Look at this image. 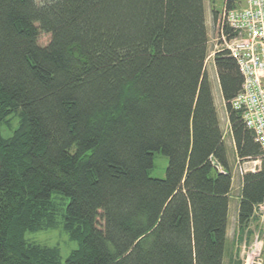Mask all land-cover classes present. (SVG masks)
<instances>
[{"label":"trees","instance_id":"obj_1","mask_svg":"<svg viewBox=\"0 0 264 264\" xmlns=\"http://www.w3.org/2000/svg\"><path fill=\"white\" fill-rule=\"evenodd\" d=\"M42 1L0 0V264H223L232 175L204 1ZM213 66L236 159L261 163L237 204L235 241L250 244L264 158L230 107L236 62L219 50ZM156 152L163 180L147 176ZM55 228L77 244L64 262L25 240Z\"/></svg>","mask_w":264,"mask_h":264},{"label":"rangeland","instance_id":"obj_2","mask_svg":"<svg viewBox=\"0 0 264 264\" xmlns=\"http://www.w3.org/2000/svg\"><path fill=\"white\" fill-rule=\"evenodd\" d=\"M43 2L42 0H38ZM204 1V20L207 34V59L205 62V73L211 85L212 96L216 112L219 118L220 128L223 136V142L226 148L227 163L232 175V188L229 199V210L227 220V244L226 255L223 264H228L231 257L240 261L242 264H262L264 250V230L262 227V220L253 222L250 225V230L254 232L250 244L242 242L241 244L235 241L238 232L237 224V204L241 188L242 176L245 173L253 172L260 167L261 163L258 161L255 168H252V162H241L236 159L233 141L230 135V129L227 122V114L221 96L219 95L218 83L216 80V73L213 66V52L217 43V33L214 27L215 20L212 12H220L223 5V0H203ZM50 42V36L40 32L37 43L40 47H45ZM213 56V57H212ZM11 128L15 130L18 126V120L12 119L10 122ZM11 130L8 128L2 129L3 137H9ZM168 167V158L162 153L153 154L152 167L148 169L147 176L151 179L163 180L166 177ZM60 204L67 203V200L61 201ZM63 207V205H60ZM264 213V206H261L257 214ZM25 240L29 243H37L48 247H56L59 249L60 257L64 262L70 252L77 248V244L71 242L68 237L61 231L60 228L51 229L38 233H27Z\"/></svg>","mask_w":264,"mask_h":264},{"label":"built area","instance_id":"obj_3","mask_svg":"<svg viewBox=\"0 0 264 264\" xmlns=\"http://www.w3.org/2000/svg\"><path fill=\"white\" fill-rule=\"evenodd\" d=\"M214 20V54L226 51L242 76L241 89L230 107L242 113L243 125L253 132L264 158V0H223ZM257 163L253 161L252 168Z\"/></svg>","mask_w":264,"mask_h":264},{"label":"crops","instance_id":"obj_4","mask_svg":"<svg viewBox=\"0 0 264 264\" xmlns=\"http://www.w3.org/2000/svg\"><path fill=\"white\" fill-rule=\"evenodd\" d=\"M215 70V69H214ZM216 73V72H215ZM216 80H217V76H216ZM217 83H218V80H217ZM218 89H219V86H218ZM219 95L221 96V94H220V89H219ZM222 98V97H221ZM224 105V104H223Z\"/></svg>","mask_w":264,"mask_h":264},{"label":"water","instance_id":"obj_5","mask_svg":"<svg viewBox=\"0 0 264 264\" xmlns=\"http://www.w3.org/2000/svg\"><path fill=\"white\" fill-rule=\"evenodd\" d=\"M262 264H264V251H263Z\"/></svg>","mask_w":264,"mask_h":264},{"label":"bare ground","instance_id":"obj_6","mask_svg":"<svg viewBox=\"0 0 264 264\" xmlns=\"http://www.w3.org/2000/svg\"><path fill=\"white\" fill-rule=\"evenodd\" d=\"M260 162V161H259ZM261 168L259 167L256 171H259Z\"/></svg>","mask_w":264,"mask_h":264}]
</instances>
